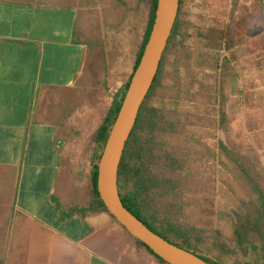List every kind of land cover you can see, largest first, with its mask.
I'll return each mask as SVG.
<instances>
[{
	"label": "crops",
	"instance_id": "obj_1",
	"mask_svg": "<svg viewBox=\"0 0 264 264\" xmlns=\"http://www.w3.org/2000/svg\"><path fill=\"white\" fill-rule=\"evenodd\" d=\"M145 1L146 24L129 58L128 35ZM80 3L0 0V264H165L136 244L92 191L97 130L133 70L150 0L124 1L121 21L131 25L123 29L112 28V14L104 13L112 2ZM180 5L181 31L190 22L192 65L210 72L213 116L224 118L198 126L210 135L206 145L215 150L219 140L242 135L234 144L264 164V0H222L220 13L205 0ZM218 36L221 45H205ZM231 85L240 92L234 109ZM215 195L198 193L190 207L195 223L216 227L225 206Z\"/></svg>",
	"mask_w": 264,
	"mask_h": 264
},
{
	"label": "trees",
	"instance_id": "obj_2",
	"mask_svg": "<svg viewBox=\"0 0 264 264\" xmlns=\"http://www.w3.org/2000/svg\"><path fill=\"white\" fill-rule=\"evenodd\" d=\"M180 3L181 0L158 70L125 142L117 176L120 198L152 230L199 255L206 254L215 264H226L228 256L233 257L236 264H264V164L261 158L254 152L245 151L222 140H219L215 150L206 145L209 151L207 156L222 165L229 178L221 177L215 179L216 183L214 180L212 184H204V173L200 168H194L196 148L189 143L182 144L179 140L180 135L185 134L187 142L204 141L197 135L195 128L199 125L206 126L212 119L205 112L195 110L194 105L198 95L206 103H213L212 99L216 98V88L209 78L210 72L204 67L199 74L200 69L192 65L191 46L186 41L190 22L181 31ZM155 6L156 0H150L149 18L133 70L147 40ZM211 37H206L205 45L213 41L217 46L222 44V36L213 40ZM171 49L176 53L168 64L165 54ZM165 65H168L171 72L172 80L169 84L163 83L161 78ZM181 66H184L188 74L185 82L181 80ZM132 72L120 88L119 98L113 101L97 130L101 151ZM167 87L170 88L169 91ZM157 89L158 100L150 102V96ZM165 96L175 105L167 106ZM183 100L190 102L193 109L178 106ZM213 118L214 122L220 125L223 123V113L218 118ZM101 151L96 156L92 170V191L96 204L108 211L96 187ZM218 182H222L223 188ZM218 186L220 193L215 189ZM208 189H215L216 194H220V200L217 199L219 205L225 206L216 213V223L227 229L225 233L219 227L211 228L206 224L207 227L195 223L193 216H189L190 219L181 217L182 213H193L194 209L190 207L196 206L199 201L198 193ZM111 216L116 220L113 214ZM128 234L136 244L145 247L161 262L170 264L140 239L129 232ZM246 255L250 258L243 260Z\"/></svg>",
	"mask_w": 264,
	"mask_h": 264
},
{
	"label": "water",
	"instance_id": "obj_3",
	"mask_svg": "<svg viewBox=\"0 0 264 264\" xmlns=\"http://www.w3.org/2000/svg\"><path fill=\"white\" fill-rule=\"evenodd\" d=\"M179 0H156L154 18L132 72L117 114L110 126L97 165L96 187L106 209L124 228L144 242L170 264H215L213 261L169 241L148 227L122 202L118 190V167L125 142L133 128L139 108L158 70L159 62L171 34Z\"/></svg>",
	"mask_w": 264,
	"mask_h": 264
},
{
	"label": "rangeland",
	"instance_id": "obj_4",
	"mask_svg": "<svg viewBox=\"0 0 264 264\" xmlns=\"http://www.w3.org/2000/svg\"><path fill=\"white\" fill-rule=\"evenodd\" d=\"M79 1V0H78ZM104 2H109L111 4L112 2V6L111 8H105L104 9V13H109L108 16L110 17V14H112V19L113 21L111 22V26L112 28H119V29H123V28H127V24L129 22H125L124 23L121 21V19H125V16H127V12L125 10V8H127L125 6V2H127L128 0H102ZM199 1H202V0H199ZM206 3L208 2L209 3V9L214 12V13H220L222 11V7H221V4H222V0H205ZM80 2L82 4H87V5H92L94 3V0H80ZM80 3V4H81ZM108 4V3H107ZM134 6L136 8V4L134 3ZM140 10L138 12V14H136V16L134 17L137 21V23L135 24L136 25V29L135 31H133L132 33H130L128 36L129 38V44H128V55H129V58H131V54H132V51L135 47V49L137 48V42L139 40V37H140V34H139V30L143 29L145 24H146V19H147V15H148V11H149V8H148V2L145 1V3H140V5H138ZM205 6V5H204ZM228 6V5H227ZM226 7V6H225ZM224 7V8H225ZM99 11V10H98ZM97 14V13H96ZM130 14V13H129ZM236 15V14H235ZM130 15H129V19H130ZM107 22V21H106ZM238 22V21H237ZM108 25L107 23L105 22H102V27L104 29H108ZM129 25H131V23H129ZM109 28H110V25H109ZM134 41H135V44H134ZM186 41L189 43L190 42V37H187L186 38ZM176 53L175 50H169L166 54H165V59H166V62L169 64V61L171 59L172 56H174ZM240 61V58H238L236 60L237 63H239ZM232 65H235V61H232L231 62ZM180 74H181V80L183 82L186 81L187 77H188V74H186V69H184L183 67H181L180 69ZM162 82L165 83V84H169L170 80L171 79V72L169 71V69H164L163 73H162ZM210 79H212L210 77ZM237 79V78H236ZM168 91L170 90L169 87H167ZM158 89L155 90V92H153V94L150 96V102H156L158 100V97H157V93H158ZM228 93H229V101H230V107L231 109H234L237 105L236 103H233L237 100L240 99V92L237 90L236 86L234 85H231L229 88H228ZM166 97V96H165ZM197 98H200V99H203L202 97H200L199 95L197 96ZM202 101V102H201ZM197 100L195 105H194V109L195 110H198L200 112H205V113H208L209 115H211V123L214 122V116H213V113L215 112V107L212 106L213 103H206V102H203V100ZM166 104L167 106H174L175 104H173V102H171V100L166 97ZM178 106L182 107V108H192L193 107L191 106V103L190 102H184L181 101ZM220 114V112H218ZM216 114V112L214 113V115ZM203 129L201 127H198L195 128V131L197 133V135H199L200 137L203 136V139L204 141H206L205 143H203L204 141H194V142H187V136L185 134H181L180 135V138L179 140L181 141L182 144H185V143H189L191 145H193L195 148H196V152H195V162H194V168L196 170H198L200 168V171H202L203 174V177H204V180H203V183L205 184L206 183H211L215 180V179H218L222 177V174H221V170H225L223 168L222 165H220L219 163H215L214 165H210V158L207 156L209 155V151H207V147L206 144L208 142V144H212V141L210 139V135L208 132L206 131H202ZM233 136V140L232 142L229 140L228 142L234 144V142L237 144L238 143V138H240L242 135H234L232 134ZM242 138V137H241ZM188 144V145H189ZM235 144V145H236ZM206 150V151H205ZM197 166V167H196ZM209 169V172H206L208 169ZM214 174V176H212V174ZM227 178L228 175H227ZM215 183H216V180H215ZM220 183V186L222 187V182H218ZM227 187V186H226ZM223 188V187H222ZM216 190H218V192L220 193V187H216L215 188ZM227 189V188H226ZM228 190V189H227ZM222 192V191H221ZM220 194H216L215 196V199H218L220 200ZM222 198V197H221ZM204 216H206V214H203ZM194 217V219L196 220V217L198 216L197 214H183L182 213V216L183 219H185L186 217H188L190 219V217ZM211 216V214H210ZM181 217H179L181 219ZM200 218V217H199ZM201 219V218H200ZM209 224V222H208ZM216 227H219L218 224H216ZM221 230H223V232L225 233L227 231V229H225L224 227L220 226L219 227ZM202 256L204 257H207L208 259L211 260V258L209 256H207L206 254H201ZM244 259L243 260H247L249 259V255H246L243 257ZM227 260V263L226 264H236L233 262V257H227L226 258Z\"/></svg>",
	"mask_w": 264,
	"mask_h": 264
}]
</instances>
